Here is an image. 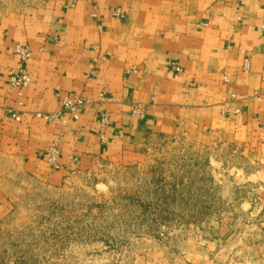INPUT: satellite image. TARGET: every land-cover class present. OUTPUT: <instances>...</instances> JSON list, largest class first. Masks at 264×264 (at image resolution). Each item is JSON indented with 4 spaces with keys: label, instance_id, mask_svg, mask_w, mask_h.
Returning <instances> with one entry per match:
<instances>
[{
    "label": "crops",
    "instance_id": "0c3cea01",
    "mask_svg": "<svg viewBox=\"0 0 264 264\" xmlns=\"http://www.w3.org/2000/svg\"><path fill=\"white\" fill-rule=\"evenodd\" d=\"M263 24L264 0H59L3 20L0 221L11 206L4 176L56 185L95 161H137L152 137L189 123L262 156ZM16 45L30 53L21 89L9 83L21 67ZM64 98L83 101L77 120ZM55 112V123L34 117ZM53 141L55 165L44 158Z\"/></svg>",
    "mask_w": 264,
    "mask_h": 264
},
{
    "label": "rangeland",
    "instance_id": "374dc122",
    "mask_svg": "<svg viewBox=\"0 0 264 264\" xmlns=\"http://www.w3.org/2000/svg\"><path fill=\"white\" fill-rule=\"evenodd\" d=\"M57 1L0 0V23ZM3 180L0 264H264V153L218 128L182 125L56 185Z\"/></svg>",
    "mask_w": 264,
    "mask_h": 264
},
{
    "label": "built area",
    "instance_id": "2783aa9c",
    "mask_svg": "<svg viewBox=\"0 0 264 264\" xmlns=\"http://www.w3.org/2000/svg\"><path fill=\"white\" fill-rule=\"evenodd\" d=\"M262 28L264 29V24L262 25ZM14 53L19 58L21 67L18 69L16 74L10 77L9 83L13 89H21L23 87H26L29 82V76L23 66L28 61L30 57V53L26 49V47L21 46V45H16L14 47ZM176 70H178L177 67H176ZM83 106H84V103L81 100H75L74 102H71L68 98H64L62 100V110H63L62 112L68 113L71 119L73 120L78 119ZM134 111H135V114L137 115L140 114L138 107L135 108ZM12 116L15 120H19L18 116L16 115H12ZM34 117L37 119H41L47 123H55L61 119V115L59 112L36 113ZM106 123H107V115L103 113L100 116V124L105 125ZM57 156H58L57 142L53 141L50 144V146L45 150L44 158L47 163L54 164Z\"/></svg>",
    "mask_w": 264,
    "mask_h": 264
}]
</instances>
